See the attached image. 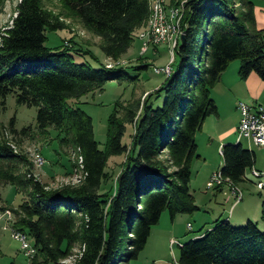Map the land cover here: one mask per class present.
I'll return each instance as SVG.
<instances>
[{"label": "trees", "instance_id": "trees-1", "mask_svg": "<svg viewBox=\"0 0 264 264\" xmlns=\"http://www.w3.org/2000/svg\"><path fill=\"white\" fill-rule=\"evenodd\" d=\"M60 1L101 39L102 52L114 61L128 53L151 14V0ZM182 28L184 43L171 75L143 100L117 104L101 149L80 100L108 82L128 79L127 66L94 67L76 62L72 53L94 57L89 51L66 44L49 48L48 31L68 26L43 0L20 1L12 26L0 35V113L10 95L21 106L37 108L36 132H57L62 147L78 156L74 166L81 172L78 183L47 189L34 176L28 155L14 148L20 146L18 137H33V128L19 131L16 117L6 127L0 117V189L11 185L27 195L18 207L0 206V212L11 210L13 228L37 249L29 264H130L165 212L174 220L199 210L190 187L192 163L199 158L196 135L218 114L212 92L232 62H240L241 79L256 73L264 82V29L256 28L255 0H186ZM162 96L163 105L155 106ZM128 125L133 133L125 144ZM8 130L11 140L5 137ZM117 156L123 161L113 175L108 163ZM222 158L225 178L235 185L250 180L254 151L226 144ZM261 213L264 224V199ZM179 248L180 264H264V226L217 220Z\"/></svg>", "mask_w": 264, "mask_h": 264}, {"label": "rangeland", "instance_id": "rangeland-1", "mask_svg": "<svg viewBox=\"0 0 264 264\" xmlns=\"http://www.w3.org/2000/svg\"><path fill=\"white\" fill-rule=\"evenodd\" d=\"M20 1L21 0H4L1 4L0 35L12 26ZM183 1L185 0H180L179 3ZM169 2L173 5V0H169ZM43 4L46 9L59 15L68 26V29L66 30L56 32L48 31V41L46 42V45L49 48L55 50L66 44L67 46L75 47V49L78 50L89 51L94 57L91 55H77L76 52L72 53L76 62H88L94 67H100L105 63L112 62L104 55L100 48L101 39L88 32L76 19L71 17L60 0H43ZM255 16L256 28L260 30L264 29V0H255ZM141 47V41L135 38L128 53L119 60L127 63L125 71L129 77L128 79L121 82H108L103 90L90 93L80 100L81 104L79 106L93 119L95 138L100 143L101 149L104 148L107 142L109 118L116 110L117 104L120 103L126 105L135 99L143 100L148 94L146 91L154 93V91L166 80V76L164 74L155 73V69L165 68L171 63L172 56L168 47L161 45L157 48L156 52L151 49L145 56H142ZM234 62L236 64L240 63L239 61ZM145 64L148 65L147 69L135 68ZM176 66L177 62L173 64V68H176ZM163 101L164 97L162 96L155 106L161 107ZM0 115L2 122L6 127L9 125L10 120L13 117H16V128L19 131L28 127L33 128L31 132L33 137H22V139L18 137L20 146L17 148L14 146V148L17 151L22 150L28 155L30 161H32L34 165V176L37 180L46 185L47 189H57L64 185L76 184L80 181L81 172L77 170L76 166H74L75 163H77V161L79 163L80 160L74 150L72 148H63L60 139L57 137V132L55 131H51L50 136L40 135L36 132L37 108L21 106L16 102L15 96L10 95L7 98L6 109L2 110ZM229 122L230 121H228V123ZM132 133L133 127L128 125L127 133L123 140L125 144L131 142ZM5 135L7 139H12L9 130ZM242 143L244 147L249 148L247 141H243ZM255 152L257 154L256 166L264 171V151L256 148ZM37 154H41L45 160V164L41 167L34 162ZM215 159L220 160L219 162H221L220 164L223 166V158L219 149L215 152ZM120 160V156L110 158L108 163L109 173L117 175L120 170L118 167V161L120 162ZM201 175V172L198 174L193 172L191 179L193 190L195 188L193 183L197 181L199 185V177ZM248 177H250L249 171ZM207 182H205L202 187L199 185V188L201 189L196 190L197 193H195V200L197 206L202 205V202L206 200V196L203 193H206V191L210 192L211 190L207 188ZM106 187L109 189L110 185H107ZM237 187L244 193L245 201L248 200L247 197H250L249 193L253 195V198H249V205L251 209L256 208L257 214L255 215L256 219H252L251 221L259 223L261 228H263L264 224L261 220V208L264 199V189L257 188L255 181L252 179L245 180L237 185ZM260 192L262 197L260 196ZM0 193V206L10 205L16 208L27 199L26 193L17 191V189L11 185L2 187ZM219 204L221 209L227 210V213L230 214L228 211L230 209L228 208L229 206L223 205V202L221 201H219ZM199 210L193 214H180L176 217L174 222L171 221L169 213L165 212L161 218V223L167 218L168 223L174 226L175 237L169 240L168 243L163 241L159 245L158 241H153L149 245L147 244L140 255L144 253L143 255L153 256V258H162L163 262L161 264H179V245L181 241H188L198 236L200 233L209 230L211 228L209 226H212L208 224L203 225L201 230V227H196V225L205 218L203 216L205 215L204 212ZM8 211L12 213L11 210L0 212V264H29L33 258L29 259L25 255V252L21 250V243L13 238L11 228H13L15 217L12 213V217L9 219V216L6 214ZM189 222L196 227L192 232L188 230V228L191 229L189 226L191 224H189ZM233 225L242 226L236 224ZM75 253H78V250H76ZM74 258L75 256L68 260V262L74 261ZM138 259L131 261L130 264H135Z\"/></svg>", "mask_w": 264, "mask_h": 264}, {"label": "crops", "instance_id": "crops-1", "mask_svg": "<svg viewBox=\"0 0 264 264\" xmlns=\"http://www.w3.org/2000/svg\"><path fill=\"white\" fill-rule=\"evenodd\" d=\"M152 50L155 52L157 51V49ZM239 70L240 63L236 64L235 62H232L228 69L222 74L220 82L212 92V96L218 107V114L209 116L205 120L202 130L196 135L199 158L194 159L192 163V172L195 174L201 172L202 175L199 177L200 187L208 181L213 172L221 170L222 165L220 164L221 162H219L220 160L215 159V152L219 149L222 156L221 151L224 145L237 143L243 145L242 142L247 141L249 147L247 149L255 152V149L258 148L264 151V148L256 145L252 140L239 138L241 116L238 110V104L241 101L246 102L253 107L264 106V82L256 73L250 74L247 79L243 80L240 78ZM146 92L149 93V91ZM228 121L230 122L228 123ZM122 161L121 158L120 162L118 161V165ZM254 168L258 171L264 172L256 165ZM248 179L251 180V177H248ZM199 185L197 181L194 182L193 186L195 188L193 190V187L190 184L194 197L196 196L195 193H197L196 190L201 189L199 188ZM203 194L206 196V200L202 202V205L198 204V207L200 209L199 211L204 212L205 215L203 216L205 218L196 225V227H201L200 230L203 228V225L207 224L212 225L209 226L211 227L210 229H212L214 223L217 220L222 219L229 220L236 225H242L249 220L256 219V208L251 209L249 205V198H253L251 193H249L250 197H247L248 200L245 201L244 195L243 200L239 203H236L235 198L226 188L211 189L210 192L206 191V193ZM219 201L223 202V205L229 206L228 208L230 209L228 211L230 214L227 213V210L219 207ZM175 220L176 218L171 221L174 222ZM189 224L191 223L189 222ZM196 227L191 224V229L188 228V230L192 232ZM202 234L203 233H200L194 238H197ZM174 237V226L169 224L166 218L162 223L160 221V223L152 229L148 245L153 241H158L159 245L163 241L168 243V241ZM181 243H184V241H181ZM143 254L140 255V258L135 264H161L163 262L162 258H153V256Z\"/></svg>", "mask_w": 264, "mask_h": 264}, {"label": "built area", "instance_id": "built-area-1", "mask_svg": "<svg viewBox=\"0 0 264 264\" xmlns=\"http://www.w3.org/2000/svg\"><path fill=\"white\" fill-rule=\"evenodd\" d=\"M185 3L186 0L171 5L169 0H151V14L148 23L137 34V39L142 43V56H145L151 49H157L161 45L168 47L172 56L171 63L165 68L155 69V73L164 74L166 78L171 75V64L179 46L180 37L184 34L182 18L185 11ZM111 61V63H106L108 68L127 66L126 62H121L119 60ZM238 110L241 116L239 138L250 139L256 145L264 148V106L253 107L246 102L241 101L238 104ZM35 162L40 167L45 164V160L41 154L35 156ZM249 174L255 181L257 188L263 190L264 172L252 168L249 170ZM216 187L228 189L231 195L235 198L236 203L243 200L244 193L239 190L237 185L233 184L229 178H225L221 171L213 172L207 182L208 189H214ZM6 214L9 216V219L12 217L10 211ZM189 226L191 227V225ZM11 229L13 238L21 243V250L25 252V255L29 259L34 258L37 254V249L32 242H30L28 235L15 228Z\"/></svg>", "mask_w": 264, "mask_h": 264}, {"label": "water", "instance_id": "water-1", "mask_svg": "<svg viewBox=\"0 0 264 264\" xmlns=\"http://www.w3.org/2000/svg\"><path fill=\"white\" fill-rule=\"evenodd\" d=\"M184 43V34L180 37L179 47H181Z\"/></svg>", "mask_w": 264, "mask_h": 264}, {"label": "bare ground", "instance_id": "bare-ground-1", "mask_svg": "<svg viewBox=\"0 0 264 264\" xmlns=\"http://www.w3.org/2000/svg\"><path fill=\"white\" fill-rule=\"evenodd\" d=\"M35 162V161H34ZM36 165V164H35Z\"/></svg>", "mask_w": 264, "mask_h": 264}]
</instances>
